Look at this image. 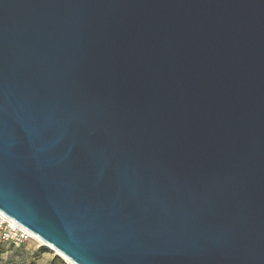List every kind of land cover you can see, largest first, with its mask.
Instances as JSON below:
<instances>
[{
  "label": "water",
  "instance_id": "95a60500",
  "mask_svg": "<svg viewBox=\"0 0 264 264\" xmlns=\"http://www.w3.org/2000/svg\"><path fill=\"white\" fill-rule=\"evenodd\" d=\"M0 213L72 264H264V0H0Z\"/></svg>",
  "mask_w": 264,
  "mask_h": 264
},
{
  "label": "rangeland",
  "instance_id": "374dc122",
  "mask_svg": "<svg viewBox=\"0 0 264 264\" xmlns=\"http://www.w3.org/2000/svg\"><path fill=\"white\" fill-rule=\"evenodd\" d=\"M6 251L1 255L0 259L4 262L7 258L13 257L16 261H26L28 264H48L54 258L58 257L63 264H69L56 253L46 248L42 244L33 240H25L24 242H16V244L4 242ZM11 245V246H10ZM23 245V250L18 251V247Z\"/></svg>",
  "mask_w": 264,
  "mask_h": 264
},
{
  "label": "built area",
  "instance_id": "2783aa9c",
  "mask_svg": "<svg viewBox=\"0 0 264 264\" xmlns=\"http://www.w3.org/2000/svg\"><path fill=\"white\" fill-rule=\"evenodd\" d=\"M25 240L37 241L28 231L0 213V241L16 244Z\"/></svg>",
  "mask_w": 264,
  "mask_h": 264
},
{
  "label": "trees",
  "instance_id": "16d2710c",
  "mask_svg": "<svg viewBox=\"0 0 264 264\" xmlns=\"http://www.w3.org/2000/svg\"><path fill=\"white\" fill-rule=\"evenodd\" d=\"M18 248H19L18 251H22L23 245L19 246ZM5 251L6 249L3 245V242L0 241V257L1 255L5 253ZM0 264H28V263L23 260L16 261L13 257H11V258H7L4 262L0 259ZM48 264H63V262L58 257H56L52 261H50Z\"/></svg>",
  "mask_w": 264,
  "mask_h": 264
},
{
  "label": "bare ground",
  "instance_id": "6f19581e",
  "mask_svg": "<svg viewBox=\"0 0 264 264\" xmlns=\"http://www.w3.org/2000/svg\"><path fill=\"white\" fill-rule=\"evenodd\" d=\"M31 234V233H30ZM32 235V234H31ZM40 244H42L43 246H45L46 248L50 249L51 251H53L54 253L57 254V256L61 257L62 259H64L67 263L72 264L68 259H66L63 255H61L60 253L56 252L52 247L44 244L41 240H39L37 237H35L34 235H32Z\"/></svg>",
  "mask_w": 264,
  "mask_h": 264
}]
</instances>
